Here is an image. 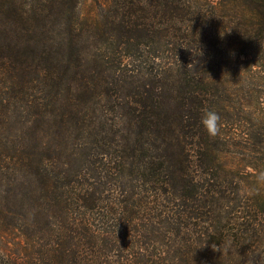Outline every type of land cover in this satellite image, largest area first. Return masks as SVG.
Returning a JSON list of instances; mask_svg holds the SVG:
<instances>
[{
    "label": "trees",
    "instance_id": "1",
    "mask_svg": "<svg viewBox=\"0 0 264 264\" xmlns=\"http://www.w3.org/2000/svg\"><path fill=\"white\" fill-rule=\"evenodd\" d=\"M80 1L0 0V264H241L264 244V179L234 164L264 154V0Z\"/></svg>",
    "mask_w": 264,
    "mask_h": 264
},
{
    "label": "rangeland",
    "instance_id": "2",
    "mask_svg": "<svg viewBox=\"0 0 264 264\" xmlns=\"http://www.w3.org/2000/svg\"><path fill=\"white\" fill-rule=\"evenodd\" d=\"M204 1V0H201ZM206 1V0H205ZM207 1H212L214 3H218L219 0H207ZM80 7H79V12L83 17H88L90 15H94L98 11V6L96 0H81L80 1ZM259 73V75L264 74V67L260 66L259 68H256L255 74ZM263 76V75H262ZM259 84L263 79L257 78L255 79ZM258 84V85H259ZM261 92H264V87H258ZM263 96V93H261ZM261 114H264V101L262 102V108H261ZM253 148V146H252ZM251 156V157H249ZM248 156L247 160H253L256 162L255 169H252L251 167L248 166V161H240V160H234V164H240L238 166L245 167L244 173L249 174L250 171L255 172L256 175L260 176L261 173H264V154L261 153H250ZM254 156L257 158L255 159ZM260 157V158H259ZM15 242H20L23 241L21 239V236L18 233H15L11 236ZM264 257V244H259L258 247L254 249V252H252L249 256L245 257L241 264H251V261H253V264H258L260 259Z\"/></svg>",
    "mask_w": 264,
    "mask_h": 264
},
{
    "label": "clouds",
    "instance_id": "3",
    "mask_svg": "<svg viewBox=\"0 0 264 264\" xmlns=\"http://www.w3.org/2000/svg\"><path fill=\"white\" fill-rule=\"evenodd\" d=\"M200 124L207 133V135L211 138H215L221 134L222 118L221 115L215 110H205L201 118ZM260 178L264 179V173L260 174ZM213 250L220 251L221 249H217L216 246L213 245ZM251 264H253V261H251ZM258 264H264V257L260 259Z\"/></svg>",
    "mask_w": 264,
    "mask_h": 264
}]
</instances>
